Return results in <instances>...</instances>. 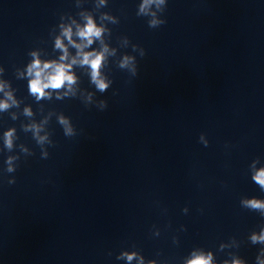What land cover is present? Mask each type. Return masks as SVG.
Returning <instances> with one entry per match:
<instances>
[{"label":"clouds","instance_id":"1","mask_svg":"<svg viewBox=\"0 0 264 264\" xmlns=\"http://www.w3.org/2000/svg\"><path fill=\"white\" fill-rule=\"evenodd\" d=\"M100 5L105 4V0H99ZM165 4V0H142L138 5L137 16H148L150 15L152 19L148 21L149 28L155 29L167 23L166 19H159L155 12L151 11V6L155 5L159 10L161 5ZM84 23H77L76 20H72L70 24H61V32L55 39L54 47L60 51L58 59H45L42 60L39 54L33 51L30 55L32 56L31 62L26 66L24 72L18 73V78L27 79V89L28 94L34 98L36 102L42 100H51L53 98V93H55V99L64 100L65 98H75L76 96V85L78 83V77L74 71V66L79 65L80 67H85L90 70V83L94 85L96 92L101 94L108 91L112 86L113 81L108 79L102 71L103 66L107 62L108 56L115 55V49L110 50L109 46L104 43L103 34L108 31L103 24L98 25L91 14L80 13ZM101 20H108L112 23H118V21L111 15L105 13L100 17ZM73 25H75V32L73 31ZM77 37V40L73 37ZM67 41V44L64 41ZM128 38L125 37V42L127 43ZM99 41L101 47L99 50L90 49L91 46ZM69 46L76 50L75 55H71L69 52ZM138 45L134 44L132 46V51H136ZM141 57L146 55L145 51L142 49L140 53ZM119 68L126 69L133 77L138 75V62L135 56L124 55L119 61ZM3 73V68H0V74ZM14 89H12L11 84L8 81L0 80V93L3 97L0 98V113L8 112L9 109L20 106V101L14 95ZM115 94V93H114ZM95 93L89 92L86 97V107L91 105L92 99ZM98 109L103 111L107 109L108 102L105 99H101L98 102ZM23 115L26 117H32L34 115L32 108L26 106L23 109ZM51 115V113L49 114ZM13 120L17 119L15 113L11 114ZM49 117H45L40 123L35 121L22 125V131L25 133L31 132L32 138L35 140L36 144L41 146V159H47L49 157V152L43 150V145L48 143L50 146L55 145L49 139V135L46 133L41 135L44 131V125L48 123ZM58 124L62 127L63 134L66 137H73L77 133L75 132L71 118L60 114L57 117ZM19 137L17 136V130L15 127H10L5 130L2 134L3 140V150L12 152L15 147V141ZM201 141H203L204 146H208V141L204 140L201 136ZM21 152L34 155V153H29V150L23 145H21ZM19 156L10 155L7 157L5 163L7 165L5 171L7 173H14L17 168L14 164L15 161L19 160ZM253 167L255 165L253 164ZM252 180L259 186L261 191H264V168L255 169L252 175ZM9 185L16 183V178L13 177L7 180ZM241 206L254 212H259L261 217H264V199H258L255 196L251 198H245L241 200ZM185 213L187 208L184 209ZM186 230V229H185ZM252 245H261L258 254L255 257V264H264V227L260 230L251 232L248 237ZM228 245L223 243L220 244V249L223 250ZM118 259H126L128 264L134 259H138L139 264H144V257L139 256L137 252H122ZM148 264H156L154 260H149ZM184 264H216L214 259V254L212 251L194 250L191 252L189 258L184 260ZM223 264H248L247 260L240 257L239 255H232L231 260H224Z\"/></svg>","mask_w":264,"mask_h":264}]
</instances>
